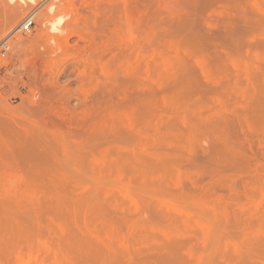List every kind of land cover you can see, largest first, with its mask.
Here are the masks:
<instances>
[{
	"label": "rangeland",
	"instance_id": "obj_1",
	"mask_svg": "<svg viewBox=\"0 0 264 264\" xmlns=\"http://www.w3.org/2000/svg\"><path fill=\"white\" fill-rule=\"evenodd\" d=\"M171 1L0 0V264H264V0Z\"/></svg>",
	"mask_w": 264,
	"mask_h": 264
},
{
	"label": "bare ground",
	"instance_id": "obj_2",
	"mask_svg": "<svg viewBox=\"0 0 264 264\" xmlns=\"http://www.w3.org/2000/svg\"><path fill=\"white\" fill-rule=\"evenodd\" d=\"M170 1H171V0H170ZM128 2H129V1H128ZM171 2H172V1H171ZM171 2L168 1V3H170V4L173 5V2H174V1H173L172 3H171ZM105 5H106V4H105ZM108 5H109V3H108ZM175 5H177V4H175ZM50 6H51V5H50ZM50 6H49V7H50ZM127 6L129 7V5H127ZM167 6L169 7L168 4H167ZM167 6H166V4H165V8H166L165 11H170V7H169V10H168V9H167V8H168ZM177 6H178V5H177ZM106 7H107V6H106ZM110 7H111V5H110ZM131 7H132V6H131ZM131 7H130V8H131ZM51 8H53V6H52ZM172 8H174V6H172ZM103 9H104V8H103ZM103 9H102V10H103ZM108 9H109V8H108ZM102 10H101V11H102ZM110 10H112V8H111ZM126 10H129V11H130L129 8L126 9ZM131 10H132V9H131ZM133 10H134V9H133ZM133 10H132V11H133ZM172 10H173V9H172ZM172 10H171V11H172ZM177 10H179V9H177ZM129 11H128V12H129ZM171 11H170V12H171ZM174 11H175V9H174ZM107 12H108V11H107ZM107 12L105 11V14H107ZM102 13H103V12H102ZM108 13H109V12H108ZM105 14H104V15H105ZM126 16H127V15H126ZM130 16H132V15L130 14ZM51 22H52V21H51ZM58 23H59V22H55V23H53V24L51 23V24H52V28H51V29H53V30H54V29H57V27H56L57 25H56V24H58ZM50 27H51V26H50ZM58 28H59V27H58ZM147 29H148V27H147ZM149 29H150V28H149ZM59 30H60V29H59ZM156 30H157V29H156ZM155 36H156V35H155ZM155 36H154V38H155ZM154 38H153V40H154ZM153 42H154V41H153ZM182 43H183V42H182ZM184 45H185V44H184ZM149 47H150V46H149ZM185 47H186V46H185ZM182 51H183V50H182ZM237 60H239V59H237ZM182 66H183V65H181V67H182ZM175 95H176V94H175ZM183 95H184V94H183ZM183 95H182V97H183ZM180 98H181V97H180ZM187 98H188V97H187ZM184 100H185V99H184ZM197 103H198V102H197ZM189 108H191V107H189ZM186 112H187V111H186ZM161 149H162V148H161ZM170 164H171V163H170ZM172 164H173V163H172ZM84 181H85V180H84ZM88 183H89V182H88ZM90 184H91V183H90ZM132 188H133V187H132ZM124 190H125V189H124ZM138 190H139V189H138ZM29 192H30V191H29ZM46 192L48 193V191H46ZM49 192H50V191H49ZM37 193L39 194V192H37ZM67 193H68V191H67ZM121 193H122V192H121ZM124 193H125V192H124ZM72 195H73V194H72ZM72 195H71V196H72ZM73 196H74V195H73ZM74 197H75V196H74ZM74 199H75V198H74ZM164 202H165V201H164ZM4 204H5V203H4ZM7 204H8V203H7ZM0 207H1V206H0ZM11 208H12V207H11ZM26 209H27V208H26ZM197 209H198V208H197ZM32 210H33V209H32ZM3 211H4V210H3ZM19 212H20V211H19ZM19 212H18V213H19ZM26 215H27V214H26ZM30 216H32V215L30 214ZM0 217H1V216H0ZM35 219H36V218H35ZM151 219H152V218H151ZM158 219L161 220L159 217L156 218V220H158ZM1 220H2V219H1ZM2 221H3V220H2ZM223 221H224V220H223ZM8 223H9V221H8ZM138 223H139V222H138ZM228 223H229V222H228ZM139 224H140V223H139ZM148 224H149V223H148ZM42 227H44V226H42ZM66 227H67V226H66ZM201 228H202V227H201ZM44 229H45V228H44ZM198 230H199V229H198ZM205 230H206V228H205ZM106 231H107V230H106ZM195 232H196V231H195ZM214 232H215V231H214ZM231 232H232V231H231ZM231 232H230V233H231ZM45 233H46V232H45ZM205 233H206V232H205ZM232 233H233V232H232ZM235 233H236V232H235ZM235 233H234V234H235ZM201 234H202V233H201ZM209 235H210V234H209ZM213 236H214V235H213ZM211 237H212V236H211ZM220 237H221V236H220ZM37 239H38V238H37ZM140 239H141V238H140ZM195 248H196V247H195ZM230 250H231V249H230ZM257 250H258V248H257ZM256 252H257V251H256ZM133 253H134V252H133ZM244 254H245V253H244ZM110 255H112V254H108V256H110ZM122 255H123V254H122ZM248 255H249V254H248ZM256 255H259V252H258V254H256ZM113 256H114V255H113ZM249 256H250V255H249ZM117 257H118V256H117ZM246 257H247V256H246ZM257 257H258V256H257ZM119 258H121V257H119ZM252 258H253V257H252ZM243 260H244V259H243ZM113 261H116V260L114 259ZM113 261H112V262H113ZM245 261H246L245 264H248V263H249L248 258H247ZM247 261H248V262H247ZM251 261H252V260H251ZM240 262H241V261H240ZM94 263H95V262H94ZM112 264H114V263H112ZM242 264H243V263H242Z\"/></svg>",
	"mask_w": 264,
	"mask_h": 264
},
{
	"label": "built area",
	"instance_id": "obj_3",
	"mask_svg": "<svg viewBox=\"0 0 264 264\" xmlns=\"http://www.w3.org/2000/svg\"><path fill=\"white\" fill-rule=\"evenodd\" d=\"M31 23L32 22L30 20L24 21L20 28H22L23 30H27L29 28V26L31 25Z\"/></svg>",
	"mask_w": 264,
	"mask_h": 264
}]
</instances>
